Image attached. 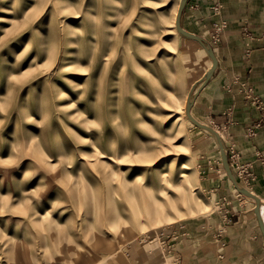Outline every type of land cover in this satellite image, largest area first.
<instances>
[{"label":"rangeland","instance_id":"1","mask_svg":"<svg viewBox=\"0 0 264 264\" xmlns=\"http://www.w3.org/2000/svg\"><path fill=\"white\" fill-rule=\"evenodd\" d=\"M180 1L0 0V264L210 260L218 148L178 119L210 56Z\"/></svg>","mask_w":264,"mask_h":264},{"label":"crops","instance_id":"2","mask_svg":"<svg viewBox=\"0 0 264 264\" xmlns=\"http://www.w3.org/2000/svg\"><path fill=\"white\" fill-rule=\"evenodd\" d=\"M182 24L210 43L218 57V67L196 97L192 113L221 133L228 151L232 147L239 151L251 176L240 180L236 168L233 172L241 185L261 198L264 219V0H188ZM222 24L225 27L218 31ZM210 61L194 83L202 79ZM210 143L218 148V159L210 155L205 159L210 166L203 170L210 169L208 186L222 209V220L210 223V260L264 264V234L254 210L256 201L241 192L233 195L225 181L228 174L217 138L210 137ZM226 213L232 221L224 222ZM200 252L189 255L193 256L190 264H210V260L194 258Z\"/></svg>","mask_w":264,"mask_h":264},{"label":"water","instance_id":"3","mask_svg":"<svg viewBox=\"0 0 264 264\" xmlns=\"http://www.w3.org/2000/svg\"><path fill=\"white\" fill-rule=\"evenodd\" d=\"M187 2H188V0H181V2H180V6L178 9V13H177V19H176L177 29L180 32V34H182L183 36L195 39L198 42H200L206 48V50H207L208 54L210 55V57L212 58L213 62H212L211 67L205 72L202 79L193 85V87L189 93L188 99H187L186 113H187L188 117L198 127L202 128V129L209 130L211 133H213L216 136L218 143H219V146H220L222 162H223V165L227 171L229 178L232 179L235 186L238 188L239 192H241L242 194H244L246 196H250V197L254 198L256 201V206H255L254 210L256 212L261 230L264 234V219H263L262 212H261V205H262L261 198L257 194H255L253 191H251L249 188H247L246 186H243L239 183V181L236 178V176L233 172V169L230 165L228 152H227V149H226V146H225V143H224V140L222 138L221 133L216 128H214L213 126H210L209 124H206V123L200 121L192 113V107H193V104L195 102L196 97L198 96L200 90L209 82V80L211 79L215 70L218 67V57H217L215 50L212 47V45L210 43H208L201 35H199L195 32H192L183 26L182 17H183V13H184V10L186 8ZM198 85H200L199 88H197Z\"/></svg>","mask_w":264,"mask_h":264},{"label":"built area","instance_id":"4","mask_svg":"<svg viewBox=\"0 0 264 264\" xmlns=\"http://www.w3.org/2000/svg\"><path fill=\"white\" fill-rule=\"evenodd\" d=\"M215 8L219 9L220 5L216 4ZM223 27H225V24L218 26V31H221ZM227 152H228V156H229L230 165L232 168L237 169L239 179L240 180H247L248 176H251L250 168L248 165H246L240 161L239 151L236 150L235 147H232L229 151L227 150ZM223 219H224V222H230V221H232V216H229L226 213V216Z\"/></svg>","mask_w":264,"mask_h":264},{"label":"bare ground","instance_id":"5","mask_svg":"<svg viewBox=\"0 0 264 264\" xmlns=\"http://www.w3.org/2000/svg\"><path fill=\"white\" fill-rule=\"evenodd\" d=\"M181 2V1H180ZM180 2H179V4H178V6H177V8H176V10H175V12H174V15H173V20H172V25H173V28L180 34V32L178 31V29H177V25H176V19H177V13H178V9H179V6H180ZM186 38H189V37H186ZM189 39H192V38H189ZM192 40H194V41H196L198 44H200V46H202V48H203V50L206 52V54L207 55H209L208 54V52H207V50H206V48L200 43V42H198L197 40H195V39H192ZM210 56V55H209ZM210 59H211V61H210V67H211V65H212V58L210 57ZM187 98H188V96L186 97V101H187ZM186 104V103H185ZM178 119H189L192 123H194L189 117H188V115H187V113H186V108H185V105H184V107H183V110H182V113H181V116H178ZM195 124V123H194ZM203 130H206V129H203ZM206 131H208V132H210L209 130H206ZM211 133V132H210ZM213 134V133H212ZM213 136L216 138V136L213 134ZM224 170H225V172H227L226 171V169H225V167H224ZM229 182L231 183V185H232V187L234 188V190H236L237 192H239V190H238V188L235 186V184H234V182L232 181V179H230L229 178ZM248 197H250V196H248ZM250 198H252V197H250ZM254 199V198H253Z\"/></svg>","mask_w":264,"mask_h":264}]
</instances>
